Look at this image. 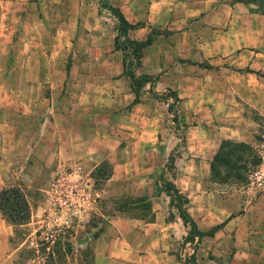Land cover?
Segmentation results:
<instances>
[{"label":"rangeland","instance_id":"1","mask_svg":"<svg viewBox=\"0 0 264 264\" xmlns=\"http://www.w3.org/2000/svg\"><path fill=\"white\" fill-rule=\"evenodd\" d=\"M193 1L0 0V191L28 203L21 228L0 215V264H264V209H246L264 195V110L241 87L251 74L264 103V74L237 64L245 48L213 62L179 57L168 37L182 27L169 23ZM240 1L264 14V0ZM101 2L130 25L120 42L152 40L127 60L153 81L137 103ZM140 29L145 39L131 37ZM226 141L244 146L233 178L210 174ZM160 175L209 235L185 242L190 228L158 192Z\"/></svg>","mask_w":264,"mask_h":264},{"label":"crops","instance_id":"2","mask_svg":"<svg viewBox=\"0 0 264 264\" xmlns=\"http://www.w3.org/2000/svg\"><path fill=\"white\" fill-rule=\"evenodd\" d=\"M251 4L233 2V0H194L193 5L183 7L179 13L183 17L169 23V26H180L181 32L168 37L173 42L178 55L182 59H188L193 63H200L202 60L213 62L219 51H236L245 48L243 53L236 59L237 64L248 66L254 71L264 74V14L252 13L249 11ZM131 37L143 40L148 33L145 29L132 31ZM229 40V41H228ZM224 42V43H223ZM226 47L224 49V46ZM219 48V49H218ZM219 50V51H218ZM240 60V61H239ZM167 75V74H166ZM243 76L249 80L247 84H242L243 94L256 95V100L249 107L256 110H264V103L261 101L262 89L251 85L249 77L251 74ZM165 75L161 77L164 78ZM257 84H262V77H258ZM257 78V79H258ZM233 87H231L232 89ZM236 132H233L232 139H236ZM57 150L64 141L59 137L55 140ZM249 203V202H248ZM259 206L264 209V195L259 194L247 205L246 209H254ZM246 215L247 225L254 223L253 217ZM259 220L264 219V214L259 216ZM253 219V220H252ZM253 229H256L253 227ZM252 226L246 229L248 237L254 232Z\"/></svg>","mask_w":264,"mask_h":264},{"label":"trees","instance_id":"3","mask_svg":"<svg viewBox=\"0 0 264 264\" xmlns=\"http://www.w3.org/2000/svg\"><path fill=\"white\" fill-rule=\"evenodd\" d=\"M238 2H244L237 0ZM101 8L111 12L118 22V35L114 38V47L116 50H121L125 53L124 72H127V60L134 55H138L141 51L151 44L152 40L147 37L146 40L141 42L131 41L125 38L120 42V38L126 37L130 25L125 20L120 11L109 4L101 2ZM129 79L133 82L132 91L135 95L134 103L139 102L140 90L147 84L152 85L153 81L149 76H140L135 78L132 72H127ZM243 145L232 142H223L216 154L214 155L210 164V174L224 176L226 178H233L234 175L230 172L235 168L236 161H240L239 154L244 151ZM175 157L171 154L168 157L165 165L167 171L174 170ZM230 171V172H228ZM162 185L157 188L158 192L165 193L173 198L175 205L179 210V216L182 221L189 226L190 230L185 238V242H193L196 238L200 239L208 233H202L198 230L194 220L189 215L186 206L188 205V198L183 196L175 187L174 183L169 180L163 179L162 175L159 176ZM0 215L7 224L13 228H21L26 225L28 220V203L24 195L18 189H5L0 191Z\"/></svg>","mask_w":264,"mask_h":264}]
</instances>
